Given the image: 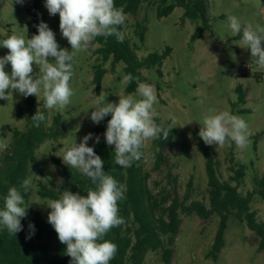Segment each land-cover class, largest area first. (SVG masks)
<instances>
[{"label":"rangeland","instance_id":"obj_1","mask_svg":"<svg viewBox=\"0 0 264 264\" xmlns=\"http://www.w3.org/2000/svg\"><path fill=\"white\" fill-rule=\"evenodd\" d=\"M32 1L24 0L21 5L16 0H0V42L11 35L27 39L36 34L29 23L31 16L28 8ZM45 3L46 0H42L41 20L54 31L61 48H68L67 39L62 36L57 22L58 13L50 15ZM208 4L212 29L206 30L195 41L191 40V36L200 22L184 17L183 7H176L170 14L159 17L157 5L148 0L142 2L137 14H126L125 31L140 57L171 47L162 65L163 75L156 67L143 69L146 75L143 83L152 85L155 90L157 102L154 109L157 116L171 125L173 119L176 122L174 137L166 151L168 163L161 170L152 171L150 182L155 187L157 181L167 184L166 173L171 171L178 177L181 195L192 180L191 199L203 200L209 206L206 161L193 135L194 130L199 133L205 117L227 111L244 119L248 126L245 147L240 148L232 141L222 146L214 145L221 178L229 179L233 173L231 157L247 166L246 176L239 186L242 193L253 189L255 174L264 175V67L254 63L250 48L242 47V31L233 34L228 20L229 16H235L244 26H264V0H208ZM138 21L147 24L144 41L136 31ZM98 45L93 42L89 50L75 52L69 81L74 93L71 103L67 109H49L48 123L52 122L53 114L62 113L66 135L57 140H46L38 148L30 167L32 187L28 204L39 209L46 218L50 209L43 203L51 199L39 194V183L43 181L57 188V180L62 177L60 191L69 190L65 174L59 170L53 155L62 159L63 145L74 141L80 143L87 133L96 136L93 129L96 123L90 119L91 107L96 100L104 98L105 103H118L119 96L141 98L137 90L128 92L127 84L122 83L127 75L125 63L120 61L113 66L112 57L104 61L96 51ZM67 50L70 54L74 51L71 47ZM8 51L0 45V57ZM99 63L107 69L100 91L93 80ZM33 69V78L41 75L38 66L34 64ZM5 70L11 73L10 62ZM255 72L261 73L260 78L255 77ZM239 84L246 92L245 103L238 100L236 87ZM42 97L41 88L38 99ZM25 98L13 90L8 101L0 99V159L12 141L13 129L26 127V120L16 116L17 107ZM93 140L88 141L89 146ZM152 142L153 139L144 141L145 164L150 170L153 167ZM252 208L257 211L258 219L264 221V198L259 193L252 200ZM219 220L216 213L206 218L195 211L182 213L172 264H264V251L259 249V234L250 229L246 221L234 216L229 220L226 243L218 258L210 256ZM143 264H164L161 250L149 251Z\"/></svg>","mask_w":264,"mask_h":264},{"label":"trees","instance_id":"obj_2","mask_svg":"<svg viewBox=\"0 0 264 264\" xmlns=\"http://www.w3.org/2000/svg\"><path fill=\"white\" fill-rule=\"evenodd\" d=\"M144 0H114L116 8H122L125 14H137ZM155 3L159 17L170 14L176 7H183L184 17L199 21V25L191 36L195 41L206 30L212 29L208 13V0H148ZM31 16L29 19L33 30L38 34L36 27L43 17L42 0H33L28 8ZM59 23V14H57ZM136 31L141 41H144L147 24L138 21ZM124 33L123 42H118L115 36L97 37L94 43L99 44L96 51L104 61L112 57V65L118 62L125 63L126 74L131 73L139 78V82L146 80L144 68L156 67L159 74L163 75L162 65L170 54L171 47L167 46L162 52H151L140 57L137 49L132 44L125 31V22L119 26ZM61 47V42L58 43ZM68 48L71 47L67 41ZM243 66V65H242ZM107 69L102 63L96 66L94 83L98 91L101 90L102 80ZM255 77L260 78V72H255ZM128 92L137 90V81L133 80L126 86ZM238 100L246 102V92L242 84L237 85ZM38 111L43 112L46 119L35 127L31 117ZM18 119L26 120L24 129L15 127L10 145L0 159V209L4 207V197L9 188L16 187L25 197L24 206L27 207L29 193H23L21 187L25 179H29L31 164L36 159L38 148L48 139L57 140L66 135L63 125V115L56 112L49 121V109L45 108L44 96L39 100L35 95H29L17 107ZM111 118L108 114L99 124H95L94 131L99 136V143L93 140L91 146L103 160V170L113 176L119 184L124 186V199L118 201L119 216L125 223L113 227L105 239L117 245L115 258L109 264H143L149 251L161 250L164 264H172L175 243L182 223V213L196 212L202 217H209L211 213L219 215L220 220L215 234L214 242L209 250V255L218 258L226 243V232L232 216L246 221L248 227L259 234V249L264 251V221L259 220L257 211L252 208V200L256 194L264 198V175L255 174L254 187L246 193L239 190L240 184L246 176V164L235 161L231 157L230 166L233 173L229 179H223L218 172L217 152L214 145L205 144L199 133L194 130L193 135L197 140L199 151L206 161L208 178L209 202L208 206L203 200L191 199L192 180L189 181L183 195L179 190L178 177L171 171L166 173L167 184L155 182L156 187L150 182L153 170H161L168 163L167 149L175 134L172 127L165 140L161 134L159 139H153V167L148 169L145 164L146 151L140 149L142 157L133 161L130 167L123 168L115 163L114 145H107L104 133L107 122ZM155 122L164 128H170V122L163 121L160 116L155 117ZM59 170L65 174V184L70 191L86 195L89 189L95 188L92 181L78 169L68 166L59 156L53 155ZM171 185V187L169 186ZM39 194L50 199H58L59 191L53 186L40 181ZM158 188V189H157ZM28 214L21 219L23 230L15 236L10 235L5 227L0 225V264H70V257L66 255V245L62 244L53 226L43 216L39 209L29 205ZM34 224L35 232L30 239L29 223Z\"/></svg>","mask_w":264,"mask_h":264},{"label":"clouds","instance_id":"obj_3","mask_svg":"<svg viewBox=\"0 0 264 264\" xmlns=\"http://www.w3.org/2000/svg\"><path fill=\"white\" fill-rule=\"evenodd\" d=\"M16 2L22 5L24 0ZM45 6L50 15L59 14L61 34L74 51L70 54L68 48H61L54 31L43 20L36 26L38 34L31 38L8 36L0 42L9 50L0 57V99L8 101L13 90L24 97H38L42 88L45 108L67 109L74 94L69 81L75 52L89 50L100 36H115L122 43L124 33L119 26L124 24L126 14L122 8L115 7L114 0H46ZM228 20L233 34L242 31V47L250 48L254 63L264 67V26H244L235 16H229ZM9 62L10 74L5 70ZM34 64L41 74L35 78L32 75ZM133 80L137 81L140 99L127 95L119 96L118 103H105L104 98H100L91 107L93 111L90 113V119L96 124L111 114L104 136L107 145L115 146V163L123 168L141 159L140 149L145 140L159 139L161 134L167 140L169 131L176 126L175 119L170 128L155 122L157 97L154 87L139 82V78L131 73L124 76L122 83L126 85ZM31 119L34 126L39 127L46 117L37 110ZM247 128L244 119L223 111L204 118L199 136L208 145L222 146L232 141L243 148L247 144ZM93 138L99 143V136L87 133L80 143L74 141L63 145L61 157L68 166L87 176L95 188L89 189L86 195L68 189L60 191L59 186L63 184L61 177L56 188L59 198L43 203L50 209L48 222L59 241L66 245L65 253L71 258L70 264H109L115 258L117 245L105 236L113 227L125 223L118 214V201L124 199V186L103 170V160L94 147L88 145ZM21 187L23 193H29L31 179H25ZM24 204L25 197L21 191L16 187L9 188L4 197V207L0 209V225L10 235L15 236L23 230L21 219L27 216L29 207ZM28 227L30 231L26 239H30L35 232L34 224L30 222Z\"/></svg>","mask_w":264,"mask_h":264}]
</instances>
